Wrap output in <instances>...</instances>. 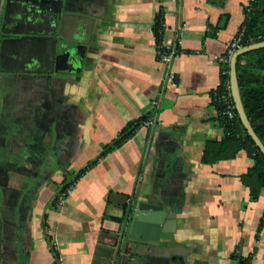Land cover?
Instances as JSON below:
<instances>
[{
	"label": "crops",
	"instance_id": "1",
	"mask_svg": "<svg viewBox=\"0 0 264 264\" xmlns=\"http://www.w3.org/2000/svg\"><path fill=\"white\" fill-rule=\"evenodd\" d=\"M252 1L0 0L9 34L52 33L61 12L93 25L90 40L67 31L55 74L0 72V264H129L140 202L177 222L136 264H264V188L251 197L250 146L238 149L214 101ZM158 18L167 42L182 33L175 79L157 59ZM247 64L264 72L255 55ZM132 123V137L78 177Z\"/></svg>",
	"mask_w": 264,
	"mask_h": 264
},
{
	"label": "water",
	"instance_id": "2",
	"mask_svg": "<svg viewBox=\"0 0 264 264\" xmlns=\"http://www.w3.org/2000/svg\"><path fill=\"white\" fill-rule=\"evenodd\" d=\"M91 21L85 15L61 12L54 33L46 35L13 33L0 36V72L11 74L53 75L58 54L59 43L73 42L67 31L75 36L87 35L91 39ZM264 49V41L244 46L237 50L230 61V81L233 100L238 116L256 145L264 154V144L257 135L249 119L240 89L238 77V58ZM128 244L125 255L130 258L129 264L137 260L150 261V254L160 246L162 234L176 230V220L168 217L164 206L152 202H140L129 211ZM138 249V250H136ZM133 256V257H132Z\"/></svg>",
	"mask_w": 264,
	"mask_h": 264
},
{
	"label": "trees",
	"instance_id": "3",
	"mask_svg": "<svg viewBox=\"0 0 264 264\" xmlns=\"http://www.w3.org/2000/svg\"><path fill=\"white\" fill-rule=\"evenodd\" d=\"M160 18L157 19V38L158 42L161 40ZM245 29V39L243 46H248L255 43L264 41V0H253L252 5L249 8L248 16L242 26ZM241 29V30H242ZM257 56V66L262 68L264 71V49L250 52L238 58V77L240 82V89L242 94L243 103L249 119L255 129L257 135L260 137L264 144V72L255 73L254 69L250 64L242 65V60L245 57ZM224 80H228L229 76H223ZM237 113V110H236ZM226 120V119H224ZM227 121V127L232 134V141L238 143V149H243L247 143L250 146V152L255 159L256 165L252 167L248 173L243 177V183L250 189L251 197L256 200L262 189L264 188V154L256 145L252 137L248 134L244 125L242 124L238 113L235 121ZM139 123L130 124L120 135V137L107 145L100 154L99 158L96 159L89 167L79 173L82 176L88 168L97 164L100 159L106 157L114 150L123 146V144L129 140L134 132L137 130ZM238 127H241L245 132L244 139L238 137ZM264 227V219L261 222L260 228ZM54 253L59 258L56 250L53 249ZM233 258L237 261V264H252L253 256L233 255Z\"/></svg>",
	"mask_w": 264,
	"mask_h": 264
},
{
	"label": "built area",
	"instance_id": "4",
	"mask_svg": "<svg viewBox=\"0 0 264 264\" xmlns=\"http://www.w3.org/2000/svg\"><path fill=\"white\" fill-rule=\"evenodd\" d=\"M164 30L165 23H162L160 30L161 40L158 42L156 55L158 61L167 67V71H169V77L171 79H175V74L171 72L170 69L174 64L175 60L180 57V55L183 53L182 33L179 30L176 31L174 39L170 42H167L163 38ZM244 39L245 29H242L228 45L226 54L220 59L222 63H230L231 58L235 54V52L240 48L244 47ZM229 73L230 71L225 70L223 72L224 75H228ZM214 101L218 106L220 118L229 121H235L237 119L236 106L233 100L230 82L223 83V85L216 91ZM154 104L156 105L157 102H155ZM154 123L155 118H151L149 124L153 125ZM73 187H70L66 191L62 192L59 202L60 205H62L64 200L72 193Z\"/></svg>",
	"mask_w": 264,
	"mask_h": 264
},
{
	"label": "flooded vegetation",
	"instance_id": "5",
	"mask_svg": "<svg viewBox=\"0 0 264 264\" xmlns=\"http://www.w3.org/2000/svg\"><path fill=\"white\" fill-rule=\"evenodd\" d=\"M51 32L54 33L55 30L52 28ZM3 33L5 35H11V34H9L10 33V28H9V26L7 24L5 16H2V17L0 16V36L4 35Z\"/></svg>",
	"mask_w": 264,
	"mask_h": 264
}]
</instances>
